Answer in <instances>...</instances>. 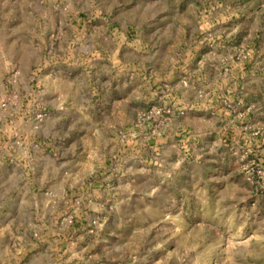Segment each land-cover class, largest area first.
<instances>
[{
	"label": "rangeland",
	"instance_id": "1",
	"mask_svg": "<svg viewBox=\"0 0 264 264\" xmlns=\"http://www.w3.org/2000/svg\"><path fill=\"white\" fill-rule=\"evenodd\" d=\"M0 264H264V0H0Z\"/></svg>",
	"mask_w": 264,
	"mask_h": 264
}]
</instances>
